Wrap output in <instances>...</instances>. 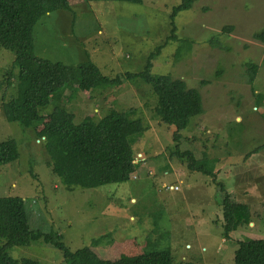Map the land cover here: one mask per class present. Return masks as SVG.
I'll list each match as a JSON object with an SVG mask.
<instances>
[{
  "label": "rangeland",
  "instance_id": "1",
  "mask_svg": "<svg viewBox=\"0 0 264 264\" xmlns=\"http://www.w3.org/2000/svg\"><path fill=\"white\" fill-rule=\"evenodd\" d=\"M179 3L68 0L69 11L49 13L33 26V55L64 65L89 60L110 78L137 73L170 35L169 15ZM174 25L178 41L160 50L151 73L184 80L202 102V112L189 119L178 143L156 115L150 87L138 79L94 91H77L75 80L61 96L76 124L115 109L132 110L130 116L148 127L133 145L136 170L118 184L93 189L67 190L47 166L43 139L5 120L1 97L2 91L5 99L15 95L8 82L14 54L0 48V142L15 141L19 155L0 166V197L23 200L30 229L60 235L70 251L91 247L110 260L167 250L172 264H233L238 241L264 240V46L253 39L264 27V0H193ZM184 44L189 49L178 56ZM247 64L257 67L252 84ZM51 109L50 104L41 115ZM175 151H190L196 165L248 206L251 222L225 238L216 183L189 171ZM7 253L64 264L59 250L39 243Z\"/></svg>",
  "mask_w": 264,
  "mask_h": 264
},
{
  "label": "trees",
  "instance_id": "2",
  "mask_svg": "<svg viewBox=\"0 0 264 264\" xmlns=\"http://www.w3.org/2000/svg\"><path fill=\"white\" fill-rule=\"evenodd\" d=\"M86 1L142 3V0ZM192 3L193 0H180L177 6L172 7L169 15L170 35L149 53L143 70L120 73L110 78L89 60L78 65H64L33 55V26L49 13L69 11L68 0H0V48L14 54V72L11 73L12 80L8 82H13L15 88V95L8 99H5L6 91H2L1 110L6 121L17 123L22 128H32L37 138L43 139L47 166L67 190L73 186L93 189L118 184L126 179L137 168L133 145L140 141L148 128L140 117L130 116L132 110L123 112L115 109H109L98 120L87 115L76 124L74 114L61 104L62 94L72 87L75 80L77 91L116 87L137 79L142 81L150 87L157 101L155 113L162 124L172 128V140L176 143L189 119L202 112L198 90L169 74L151 73L152 62L160 50L170 42L178 41L174 18L188 10ZM253 39L264 46V27L253 34ZM184 48L189 49V46L184 44L178 47V56ZM256 69L255 65L247 64L250 84ZM2 85L3 82L0 83ZM259 98L257 95L258 102ZM50 104L51 111L45 116L41 115ZM174 155L186 162L189 171L201 172L215 182L214 174L204 170L203 165H196L190 151H175ZM18 156L15 141L9 139L0 142V166L17 160ZM215 183L220 200L222 234L228 238L230 233L251 222L250 212L248 206L235 200L222 183ZM35 243L59 250L64 264H172L167 250H146L113 260L100 257L91 247L70 251L60 235L30 229L26 208L20 197H0V264H41L28 258L14 259L7 253L11 247ZM233 264H264V240L238 241Z\"/></svg>",
  "mask_w": 264,
  "mask_h": 264
},
{
  "label": "built area",
  "instance_id": "3",
  "mask_svg": "<svg viewBox=\"0 0 264 264\" xmlns=\"http://www.w3.org/2000/svg\"><path fill=\"white\" fill-rule=\"evenodd\" d=\"M168 189H169V190H176L177 187L170 186Z\"/></svg>",
  "mask_w": 264,
  "mask_h": 264
}]
</instances>
